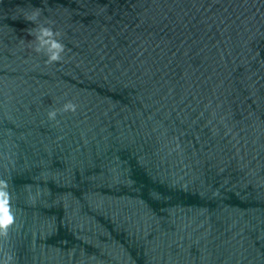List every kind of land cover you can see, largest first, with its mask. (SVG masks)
I'll use <instances>...</instances> for the list:
<instances>
[{"label": "water", "instance_id": "water-1", "mask_svg": "<svg viewBox=\"0 0 264 264\" xmlns=\"http://www.w3.org/2000/svg\"><path fill=\"white\" fill-rule=\"evenodd\" d=\"M0 180V264H264V0H0Z\"/></svg>", "mask_w": 264, "mask_h": 264}, {"label": "clouds", "instance_id": "clouds-1", "mask_svg": "<svg viewBox=\"0 0 264 264\" xmlns=\"http://www.w3.org/2000/svg\"><path fill=\"white\" fill-rule=\"evenodd\" d=\"M39 13L34 12L25 19L35 22ZM34 36L36 47L34 51L37 53L43 51L48 58V62H58L61 60V54L64 52V45L56 39L59 33L54 32L51 27L38 25L37 28L30 33ZM76 105L69 102L63 106V111H76ZM57 112L55 110L48 113L50 120H55ZM7 183L0 180V236H6L8 228L14 223V216L10 210L9 193L6 191Z\"/></svg>", "mask_w": 264, "mask_h": 264}]
</instances>
